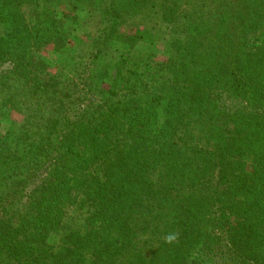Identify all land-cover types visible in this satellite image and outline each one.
I'll use <instances>...</instances> for the list:
<instances>
[{"label": "trees", "instance_id": "obj_1", "mask_svg": "<svg viewBox=\"0 0 264 264\" xmlns=\"http://www.w3.org/2000/svg\"><path fill=\"white\" fill-rule=\"evenodd\" d=\"M116 1L159 6L181 38L160 65L129 51L83 83L81 71L55 78L41 51L62 42L88 0H0V118L14 103L42 121L0 134V264H199L216 252L264 264V45L249 40L264 0L182 10ZM57 3L68 8L63 20ZM121 14L131 13H103L109 27L97 41L107 45ZM228 93L240 107L220 102ZM169 233H178L172 244Z\"/></svg>", "mask_w": 264, "mask_h": 264}, {"label": "rangeland", "instance_id": "obj_2", "mask_svg": "<svg viewBox=\"0 0 264 264\" xmlns=\"http://www.w3.org/2000/svg\"><path fill=\"white\" fill-rule=\"evenodd\" d=\"M158 1L161 4L166 2L167 6L173 10H182L189 2L193 3L198 1V3L204 4L209 0ZM88 3L90 4L78 5L76 10L73 11L77 24L68 23L64 24L65 26L63 25V32L66 33L62 42L49 44L41 51V59L46 70L57 79H63L65 75H72L77 71H81L82 76H80V79H82L83 83H90L92 75L95 76L100 69L107 70L109 68L108 65L113 60L116 61L119 54L129 51L135 55L138 54L139 58L143 57L142 59H145L148 63L160 65L166 62L173 53L171 47L173 43L171 42L181 38L179 24L164 22L159 6H156L155 9L147 8L144 10L138 3L130 1L119 3L116 0H99L98 2L88 0ZM48 5L50 8V4H44L45 7ZM53 7L58 19L63 20L67 16L68 8L66 4L57 3ZM114 10L118 12L129 11L131 14L127 16L121 14V18H119L120 24L116 28V33L110 37L109 41L105 42L107 43L105 45L101 41H97L95 37L100 35L103 29L106 30L109 27V25L103 23V13L110 14ZM249 40L253 46L264 45V24L258 32L249 37ZM106 47L109 49L108 51L105 50ZM97 48L102 49L99 59L92 62L93 67H90V70L84 71L83 67L86 68L85 64L88 63L91 54ZM130 65L136 67L138 63L131 62ZM95 86V94L99 99L103 98L105 96L103 91L107 89V86L103 85L101 87L99 83L98 85L95 84ZM83 94H86V92ZM2 95L3 92H0V107L4 98ZM82 97L81 95V99ZM76 98L74 95V99ZM221 98L222 100L220 102H224L228 110H235L241 106V100L231 96L230 93L221 96ZM67 100L66 106L71 102V100L69 102ZM74 105L75 108L69 112V117L72 114L76 117L79 115L78 107L80 103H74ZM14 106L15 104L11 103L9 105L10 111L8 112V109L7 113L5 111L8 117L0 118V134L5 133L11 123H16L22 129L33 131L42 122L37 117V113L36 116L34 113H19ZM162 119V114H159V120L162 121ZM75 213L74 211L68 212L64 219L66 224L71 225V219L74 217L78 220V216ZM57 241V234H50L47 238V243L50 246L56 245ZM217 253L203 256L199 264H235L234 262L225 260L224 257H220Z\"/></svg>", "mask_w": 264, "mask_h": 264}, {"label": "clouds", "instance_id": "obj_3", "mask_svg": "<svg viewBox=\"0 0 264 264\" xmlns=\"http://www.w3.org/2000/svg\"><path fill=\"white\" fill-rule=\"evenodd\" d=\"M178 239V233H169L164 237V241L167 244H172Z\"/></svg>", "mask_w": 264, "mask_h": 264}]
</instances>
